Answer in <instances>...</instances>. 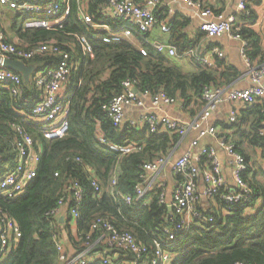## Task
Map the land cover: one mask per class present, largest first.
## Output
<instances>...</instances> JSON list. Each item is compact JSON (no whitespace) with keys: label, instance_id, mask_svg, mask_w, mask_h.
I'll use <instances>...</instances> for the list:
<instances>
[{"label":"trees","instance_id":"16d2710c","mask_svg":"<svg viewBox=\"0 0 264 264\" xmlns=\"http://www.w3.org/2000/svg\"><path fill=\"white\" fill-rule=\"evenodd\" d=\"M106 1L85 2L86 12L93 22L102 19L99 11ZM79 2L83 3V0ZM77 4L76 0L70 1L71 13L61 30L22 32L19 29L15 32L28 47L37 43H57L71 52L74 67L64 89L67 96L65 131L59 136L46 138L41 127L28 119L30 107L39 99L34 78L26 83L17 73L21 77V90L17 95L11 93L9 83L0 82V164H12L15 159L12 149L15 132L11 124L24 129L35 144L42 147L36 177L26 186L23 194L15 199L0 196V210L15 221L21 232L18 243L0 264H57L52 239L56 231L62 239L67 238L72 247L80 250V241L76 242L73 238L68 222L63 235L58 230L60 225L55 221L51 223L46 216L63 196L68 180L78 181L84 188V200L75 222L78 239H82L96 218L103 217L117 229L132 234L140 244L151 247L152 241L162 236V229L170 225L167 208L158 204L159 190L148 194L145 207L128 206L109 196L108 185L115 173L118 191L122 195L133 194L142 166L167 156L178 146L179 137L171 133L149 134L146 127L135 129L126 123L115 127L103 107L121 92V83L126 79L135 81L139 91H161L184 105H191L200 104L204 87H227L239 77V72L226 67L222 61L209 69L202 67L196 59L191 61L197 63V70L185 73L169 57L145 43L147 35L105 43L102 39L110 35L79 20ZM254 19L253 14L247 24L253 25ZM105 22L112 29L118 27L116 22L106 19ZM168 25L167 44L175 48L178 57L197 48L204 36L199 32L191 38L186 33L189 21L182 16L171 17ZM238 27L241 38L247 42L248 57L252 62L257 61L258 65L264 63V47L260 46L258 33L247 26ZM74 35L85 37L92 56L82 55ZM141 50L146 55H142ZM53 61L47 56L27 64H42L45 71L52 68ZM219 126L224 132L233 131V136L229 133L222 135L235 145L236 151L248 163L242 179L254 195L250 206L252 211L234 205L229 215L222 216L213 211L216 223L212 226L193 222L178 238L177 257L172 264H264V184L256 181L249 157L241 148L245 143L260 150L264 157V135H260L264 129V103L256 101L245 105L238 111L234 122H222ZM98 135L119 145L136 144L137 148L129 155L119 157L98 142ZM76 157L82 161L80 164L73 162ZM204 160L202 158L201 162ZM85 166H89L98 177L102 189L100 195L93 194ZM216 202L223 208L217 198Z\"/></svg>","mask_w":264,"mask_h":264},{"label":"built area","instance_id":"2783aa9c","mask_svg":"<svg viewBox=\"0 0 264 264\" xmlns=\"http://www.w3.org/2000/svg\"><path fill=\"white\" fill-rule=\"evenodd\" d=\"M71 0H0V8L15 13L22 17V31L44 29L46 31L61 30L66 18L71 13ZM77 16L83 23L94 29H103L110 36L102 40L105 43L122 42L132 37L144 38L153 29L158 28L163 35H168L170 26L166 17L163 21L158 18L161 0H107L99 11L101 20L93 22L91 16L83 9V4L76 0ZM187 8L192 9L200 20L199 31L206 39H217L227 36L230 39L241 41L240 55L244 63L245 77L250 82L246 89L223 88L206 86L200 96V110L198 115L189 123H184L175 118L157 114L162 107H170L179 103L174 98L167 97L163 92L152 93L148 90L139 91L135 81L126 79L121 83V92L115 95L107 105L103 107L107 117L115 127L125 124L126 109L141 110L145 103H150L151 109L143 111L137 118L126 122L130 127L142 129L146 127L149 134L171 133L179 137V143L190 132L197 133L195 139L190 142V147L170 163V169L176 177L170 202H167L161 185H156V177L170 162L171 156L176 151V146L167 156H161L147 163L141 168L139 182L135 185L133 194L122 195L117 189V178L114 173L108 185V194L115 201L121 200L128 206L138 205L145 207L148 203V194L152 190H159L158 204L164 205L168 210L170 225L162 229V236L152 241V246L140 244L132 234L117 229L113 223L103 217L96 218L89 226L88 231L78 239L76 220L79 217L84 200V188L74 180H68L64 185L63 196L58 200L48 214L50 222L59 224L58 230L63 234L66 222L70 231L74 228L72 236L76 242L80 241V247L69 254L65 248V239L56 231L52 235L57 253V264H172L176 259L178 238L190 225L195 222L198 225H214L216 219L212 212L222 216L231 213V206L250 210L251 200L254 197L249 185L242 179V173L248 169L245 158L236 151L233 143L229 142L225 135H220L214 126L207 125L211 114L224 102L240 105H252L256 101L264 103V63L254 64L246 54L247 42L240 36V29L235 23L234 17H227L223 13H216L205 5L204 0H179ZM246 0H241L239 9L246 12ZM106 21L118 24L112 29ZM74 40L80 46L82 55H91L83 35H74ZM145 43L152 45L158 53L165 54L169 58L188 60L196 59L199 63L210 68L211 65L205 57H199L198 50H188L183 56L178 57L175 48L166 43L151 42L144 39ZM71 47V45H70ZM212 55L222 58L218 48L213 47ZM142 55H146L141 50ZM53 58L52 68L34 76L36 90L39 99L29 109L28 119L41 127L44 137H56L65 131L66 120V94L65 85L74 67L72 54L67 49H62L57 43H37L31 47H22L8 41L0 25V82L9 83L11 93L17 95L21 90V77L12 71L3 68L5 60H15L27 64V62L44 57ZM27 106V104H24ZM236 111L233 110L228 123L234 122ZM15 132L12 149L15 159L12 164H0V196L15 199L21 196L26 186L36 177L40 162L42 147L35 144L31 135L15 124H11ZM264 135V131H260ZM212 137L217 147L230 158V176L234 182V188L226 186L222 176V164L217 156L216 147L213 145H200V140ZM98 142L109 151L123 157L136 150V144H115L102 135H98ZM198 148V154L194 149ZM202 158H205L201 162ZM73 162L80 164L79 158ZM85 172L89 178V186L94 195L102 192L98 177L89 166H85ZM58 176L57 173L54 174ZM199 182H202V192L198 191ZM212 199L217 205V210L210 212L201 211L198 208L200 198ZM216 198L223 205L218 206ZM147 199V200H146ZM62 217V222L60 218ZM64 235V234H63ZM21 232L15 221L0 210V261L6 258L10 250L18 243Z\"/></svg>","mask_w":264,"mask_h":264},{"label":"crops","instance_id":"0c3cea01","mask_svg":"<svg viewBox=\"0 0 264 264\" xmlns=\"http://www.w3.org/2000/svg\"><path fill=\"white\" fill-rule=\"evenodd\" d=\"M88 0H83V9L86 8V3ZM141 3L143 0H137ZM241 0H204L205 5L213 9L216 13H223L225 16L234 17L235 23L237 26H247L254 29L260 39V46L264 47V0H246V12L241 11L239 9V3ZM255 16L254 24H247L250 20L249 17L251 15ZM15 13L6 11L0 8V25L2 27L5 38L13 43L18 44L22 47H27L25 41H21L18 36L15 34L17 23L15 21ZM182 16L187 18L189 21V25L186 29V33L191 37L195 38L199 31L200 20L197 17V14L194 10L187 8L184 4L179 2V0H161L160 9L158 11V18L160 21H163L166 17H175ZM21 29V28H20ZM23 32V31H22ZM147 39L151 42H160L167 44V36L163 35L159 32L158 28L153 29L147 35ZM216 47L222 53V58H219L217 55L211 54V49ZM200 51L199 57H205L208 63L211 65L209 69H213L216 67V64L219 62H224L226 67L234 68L237 72H239V77L235 79L227 88H234L238 90L246 89L249 87L250 82L245 77L246 69L244 63L242 61L240 51H241V41L230 39L227 36H222L217 39H206L204 36L199 40V43L196 48ZM174 65H176L179 69H181L185 73H192L197 70V66L195 62L188 60L186 58L177 59L170 58ZM254 64H257V61H253ZM27 67L32 66V70L29 73V76L26 79L22 76L24 82L31 81L34 76L38 73H42L44 71L43 65H28ZM201 65V64H200ZM202 66V65H201ZM204 67V66H202ZM19 74V73H18ZM225 88V87H223ZM245 105H240L237 103L224 102L216 111H214L210 119L207 123L209 126L216 127L218 133L220 135L229 133V135L233 136V131L224 132L221 130L219 124L224 122L228 123L230 113L235 110L236 116L238 111L241 110ZM151 109L150 103L147 101L145 103L144 109L141 110H131L126 109V113L124 116L125 123L130 121L133 118H137L140 113L143 111H149ZM200 110L199 103H193L191 105H184L179 101L174 106L170 107H162L160 111H157V114L161 116H168L170 118H175L184 123H189L198 115ZM264 131V129L262 130ZM197 133L190 132L183 141L180 142L174 154L171 156L170 162L161 170V172L156 177V185H161L163 191L165 193V197L167 202H170L173 187L176 181V177L173 175L170 169V163L174 161L177 157L182 155L190 147V142L195 139ZM213 145L216 147L217 156L222 164V176L225 181L226 186L229 188H234V182L230 176V158L225 154L224 151L217 147V143L215 139L212 137H206L200 140V145ZM242 150L249 157V164L253 171L255 172V179L259 184H264V157L262 153L258 149H253L249 147L247 144H242ZM198 148L194 149V153L198 154ZM203 184L199 182L198 191L202 192ZM199 210H203L206 212H210L212 210H217V205L214 203L212 199L200 198V204L198 205ZM249 211H252L251 209ZM73 235L75 234L74 228L72 229ZM65 239V248L69 254H72L75 251V247H72L71 244L68 243L67 238Z\"/></svg>","mask_w":264,"mask_h":264},{"label":"water","instance_id":"95a60500","mask_svg":"<svg viewBox=\"0 0 264 264\" xmlns=\"http://www.w3.org/2000/svg\"><path fill=\"white\" fill-rule=\"evenodd\" d=\"M3 68L6 70L19 73L21 74L25 79L27 76H29V73L33 69L32 66H26L24 63L15 61V60H5L3 62ZM169 211L171 210L170 208L168 209ZM62 217L60 218V222H62Z\"/></svg>","mask_w":264,"mask_h":264},{"label":"rangeland","instance_id":"374dc122","mask_svg":"<svg viewBox=\"0 0 264 264\" xmlns=\"http://www.w3.org/2000/svg\"><path fill=\"white\" fill-rule=\"evenodd\" d=\"M15 21L17 23V27H16V30H19L21 28V21H22V17H19V18H15ZM38 74V73H37ZM36 74V75H37ZM35 75V76H36Z\"/></svg>","mask_w":264,"mask_h":264}]
</instances>
